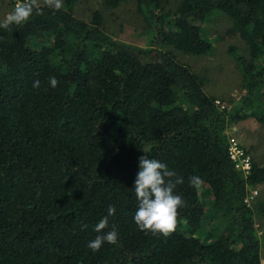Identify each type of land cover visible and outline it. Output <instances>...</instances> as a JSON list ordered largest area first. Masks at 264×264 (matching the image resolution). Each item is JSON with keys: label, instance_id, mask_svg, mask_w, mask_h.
<instances>
[{"label": "trees", "instance_id": "16d2710c", "mask_svg": "<svg viewBox=\"0 0 264 264\" xmlns=\"http://www.w3.org/2000/svg\"><path fill=\"white\" fill-rule=\"evenodd\" d=\"M77 1L0 28V264H261L245 199L264 183V164L251 159L247 174L237 169L224 131L249 117L264 121L255 102L264 88V0H180L174 12L163 0H134L151 38L145 48L107 34L97 11L90 21L76 17ZM218 12L249 54L235 56L245 93L230 109L163 48L206 53L201 23ZM144 152L184 177L174 191L187 206L167 237L140 231L133 219ZM190 175L203 179L207 201ZM109 205L115 214L103 232L114 225L118 242L93 252L88 242L103 234L94 226ZM256 205L264 214V201ZM208 208L223 219L217 233L204 228Z\"/></svg>", "mask_w": 264, "mask_h": 264}, {"label": "rangeland", "instance_id": "374dc122", "mask_svg": "<svg viewBox=\"0 0 264 264\" xmlns=\"http://www.w3.org/2000/svg\"><path fill=\"white\" fill-rule=\"evenodd\" d=\"M17 2L19 0H0V20ZM179 2L180 0H163L162 8L174 12ZM71 9L76 17L85 21H90L93 13L99 12L103 30L121 42L139 48L149 47L151 44L150 35L144 31L145 23L134 0H122L115 7H109L104 0H79L72 4ZM201 24L202 36L211 43V48L206 53H184L171 45H165L163 48L171 51L179 62L189 65L194 73L204 78L205 90L217 98L219 108L230 109L238 106L245 93V87L235 56L238 54L248 57L247 46L238 34L228 33L232 25L231 19L221 12L209 15ZM259 64H264V52L260 55ZM255 102L264 107V88L257 93ZM224 134L226 139L229 135L236 136L251 159L261 165L264 164V121L249 117L228 123ZM198 192L202 200H208L209 192L206 188L199 187ZM247 196V202L254 210L255 232L260 240L259 255L261 264H264V214L256 205L259 201H264V183L248 187ZM206 220L204 226L206 230L211 226L213 233L220 230L219 226L223 219L220 216L216 217L209 208Z\"/></svg>", "mask_w": 264, "mask_h": 264}, {"label": "clouds", "instance_id": "9594fccd", "mask_svg": "<svg viewBox=\"0 0 264 264\" xmlns=\"http://www.w3.org/2000/svg\"><path fill=\"white\" fill-rule=\"evenodd\" d=\"M47 7L53 12L62 10L64 0H19L13 9L0 20V28L11 30L12 25L21 26L35 15H43V8ZM2 39V38H0ZM49 85L57 87L59 81L56 76L49 77ZM34 88L40 86V81H33ZM138 171L133 183V189L138 207L133 217L140 231L159 234L164 237L175 231L177 226L178 209L187 206V202L181 195L175 193L177 185L184 183V177L157 159H150L144 152L138 157ZM188 183L193 188H199L204 183L203 179L196 175L188 177ZM115 214V207L109 205L107 215L102 217L94 226V231L103 233L97 235L94 240L88 242V248L93 252L99 251L107 242L115 245L118 242V233L113 225L106 233L109 217ZM82 229L87 225H82Z\"/></svg>", "mask_w": 264, "mask_h": 264}, {"label": "built area", "instance_id": "2783aa9c", "mask_svg": "<svg viewBox=\"0 0 264 264\" xmlns=\"http://www.w3.org/2000/svg\"><path fill=\"white\" fill-rule=\"evenodd\" d=\"M227 150L229 157L234 161L235 167L244 170V173L247 174L250 168L251 156L247 153L244 146L240 144L236 136H228ZM245 200L248 201V196H246Z\"/></svg>", "mask_w": 264, "mask_h": 264}]
</instances>
